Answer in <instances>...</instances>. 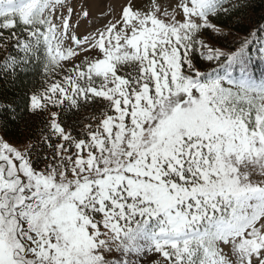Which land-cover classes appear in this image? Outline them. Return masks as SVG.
<instances>
[{
	"label": "snow or ice",
	"instance_id": "6c2138e0",
	"mask_svg": "<svg viewBox=\"0 0 264 264\" xmlns=\"http://www.w3.org/2000/svg\"><path fill=\"white\" fill-rule=\"evenodd\" d=\"M135 2L81 39L90 13L74 0H0V40L24 53L0 78L33 59L48 72L73 64L29 97L31 114H48L40 136H0V264H264V77L247 39L228 53L199 38L242 5ZM197 48L219 67L201 70ZM95 102L81 137L53 111Z\"/></svg>",
	"mask_w": 264,
	"mask_h": 264
},
{
	"label": "trees",
	"instance_id": "16d2710c",
	"mask_svg": "<svg viewBox=\"0 0 264 264\" xmlns=\"http://www.w3.org/2000/svg\"><path fill=\"white\" fill-rule=\"evenodd\" d=\"M235 2L242 5L239 10L210 19L216 31L206 30L199 38L211 48L228 53L238 50L241 41L247 39L249 41L248 55L251 58L250 70L259 79L264 77V60L260 58L264 33H257L255 36L252 33L257 32V29L264 25V0H234L233 3L228 4V8H233ZM16 31L21 39L25 38L26 28L21 26ZM4 35L7 39L10 33L6 32ZM0 43L4 41L0 40ZM201 51L207 53V49L197 48L192 54L194 62L201 70L211 71L213 67H219L201 59ZM39 55L43 57L42 53ZM9 57L19 58L17 63L24 57L22 48H18L15 41L4 43V47L0 48V65H3ZM65 75H67L66 70L61 68L48 72L41 61L33 59L30 61V66H25L23 72H17L15 75L6 74L0 78V129L7 139L27 144L30 139L35 140L41 135V129L46 126L48 114H31L28 111L29 97L45 92L51 84L62 81ZM13 111L16 115L15 120L12 119ZM53 111L61 116V121L68 131L81 137L89 122H95L99 118L103 105L95 102L81 105L73 112L62 109H53Z\"/></svg>",
	"mask_w": 264,
	"mask_h": 264
},
{
	"label": "rangeland",
	"instance_id": "374dc122",
	"mask_svg": "<svg viewBox=\"0 0 264 264\" xmlns=\"http://www.w3.org/2000/svg\"><path fill=\"white\" fill-rule=\"evenodd\" d=\"M73 2V0H69ZM76 7V12L88 11L90 13V20L81 22L78 30L74 29V34L83 38L89 34H95L99 29L104 28L109 20L118 21L120 18V13L122 6L129 3V0H74ZM162 3H166L167 0H161ZM146 3V0H136L133 6L137 9L142 8ZM172 7H175V3L172 4ZM66 15V13H65ZM73 25L77 23V17L74 15V18L71 22ZM264 44V41H263ZM84 57H81L75 61V63H80ZM88 59H95V54H89ZM73 67L72 63H65L62 69L67 70ZM0 136L4 138L12 146H22L26 143H17L7 139L1 132Z\"/></svg>",
	"mask_w": 264,
	"mask_h": 264
}]
</instances>
